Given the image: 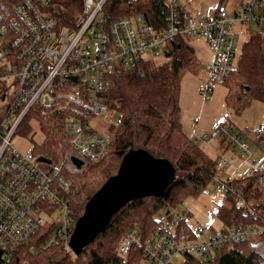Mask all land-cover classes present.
Masks as SVG:
<instances>
[{
    "label": "built area",
    "instance_id": "built-area-1",
    "mask_svg": "<svg viewBox=\"0 0 264 264\" xmlns=\"http://www.w3.org/2000/svg\"><path fill=\"white\" fill-rule=\"evenodd\" d=\"M50 1L15 0L9 13L0 14V264L21 246L37 252L61 241L71 251L72 196L77 190L72 176L108 150V139L90 126L89 118L108 108L102 91L121 68L141 71L143 61L162 55L176 36L198 33L211 51L200 86L207 98L212 84L222 82L235 65L233 23L247 32L251 21L264 24V0H242L232 12L220 2L210 14H192L176 0H166L167 11L156 22L142 12L110 17L105 0H81L71 23L55 18L47 8ZM31 107L39 117L64 112L67 148L58 159L46 162L12 142ZM252 132L250 141L224 121L201 138L210 143L217 135L226 145L217 149L221 163L210 179L215 190L232 194L234 207L243 213L261 214L260 222L232 221L209 233L203 223L188 231L173 225L147 234L134 225L119 238L110 264H177L185 252L207 259L212 248L264 234V120ZM189 137L198 139L196 134ZM71 155L82 160L80 166ZM237 176H254L261 213L258 203L247 202L231 181ZM201 234L203 240L197 238Z\"/></svg>",
    "mask_w": 264,
    "mask_h": 264
},
{
    "label": "trees",
    "instance_id": "trees-1",
    "mask_svg": "<svg viewBox=\"0 0 264 264\" xmlns=\"http://www.w3.org/2000/svg\"><path fill=\"white\" fill-rule=\"evenodd\" d=\"M15 0H0V14L9 13ZM220 3V2H218ZM105 10L110 17L132 12H142L153 21H161L168 4L166 0H105ZM48 10L59 22L71 23L81 8V0H51ZM263 26L248 31L244 38L235 65L222 81L227 86L226 101L235 99L242 106L248 98L246 92L254 90L264 97V50ZM163 59L154 57L143 61V69L123 67L102 91L108 108L117 111L119 130L108 140V150L97 160L88 161L73 173L77 190L72 196L73 216L83 210L88 197L106 177L116 171L122 154L130 147L146 148L154 155L168 158L175 167V178L166 186L162 195L147 194L128 199L110 216L104 227L94 238L82 247L78 254L67 249L59 241L49 248L27 252L22 246L19 252L3 264H110L116 258L115 247L119 238L132 226L137 225L142 234L155 228H167L173 221L176 229L191 230L183 217L163 223L160 208L173 206L182 201L188 193L204 189L216 173L217 159L192 141L183 131L179 103L180 77L184 70H195L199 59L193 46L178 35L172 39L163 52ZM1 67V64H0ZM241 99V100H240ZM239 108V107H238ZM35 108L31 107L21 120L22 130L31 128L28 120ZM64 112L55 111L48 116L38 117V125L44 131L40 141H34L30 151L38 158L52 161L58 159L66 145L63 130ZM220 148H225L223 141ZM247 202L258 203L262 209L261 193L254 186V176H237L231 180ZM216 204L214 215L219 227L230 222H260V215L243 213L234 207L232 194H223V200ZM216 228V227H211ZM221 251L210 252L202 259L192 252L179 255L177 264H217L220 252L229 251L237 264H264V234L250 239L241 237L225 243Z\"/></svg>",
    "mask_w": 264,
    "mask_h": 264
},
{
    "label": "rangeland",
    "instance_id": "rangeland-1",
    "mask_svg": "<svg viewBox=\"0 0 264 264\" xmlns=\"http://www.w3.org/2000/svg\"><path fill=\"white\" fill-rule=\"evenodd\" d=\"M176 1L183 4L181 0ZM222 1L229 5L232 4L231 0ZM185 2L190 7L188 10L192 14H195L199 11L205 13L213 12L217 0H188V3L185 0ZM232 7L233 5L228 9L230 12L236 8L232 9ZM185 8L187 9L186 6ZM260 26L261 23L251 21L249 23V32L260 28ZM233 27L237 32L233 59L236 63L242 42L249 32L244 31L238 22L233 23ZM184 39L193 46L199 59V64L195 70H184L180 77L179 103L181 107L182 129L188 136L196 134L198 137L196 143L202 146L210 156L217 159L218 164H220L221 158L216 155L215 151V148L220 146L218 136H213L210 143L203 141L201 137L204 135H212L217 125L225 121L251 141L253 127L264 120V97L255 94L254 90H250L246 92L245 97L248 99L242 106H240L241 101L235 99L227 102L225 98L227 86L224 82H214L209 97H203L200 92L201 77L204 73L203 64L210 59L211 51L198 33L185 35ZM154 58L155 60H161L163 59V55L160 54ZM38 117L39 115L37 114H30L28 120L30 121L31 128L22 130L18 127L12 135V142L20 150H29L34 141L38 142L43 138L44 131L38 125ZM89 124L93 129L102 133L106 139L110 140L119 130L117 111L114 108H107L100 113L93 114L89 118ZM235 155L239 159L240 153L238 151H235ZM222 167L227 170L228 168L231 169L227 165H223ZM220 201L230 203L226 199L223 200V194L215 190V185L210 180L201 191L188 193L176 205L164 206L160 208L159 212L163 216V223L169 221L168 217H171V220L177 217H183L192 227L203 223L205 226L204 233H209L211 227L217 228L220 225L219 220L213 214L216 204ZM174 224L173 221L168 222L169 226H173ZM197 238L203 240L204 234L198 235ZM211 251L219 252L221 249L215 250L212 248ZM175 262L176 259L173 263Z\"/></svg>",
    "mask_w": 264,
    "mask_h": 264
},
{
    "label": "water",
    "instance_id": "water-1",
    "mask_svg": "<svg viewBox=\"0 0 264 264\" xmlns=\"http://www.w3.org/2000/svg\"><path fill=\"white\" fill-rule=\"evenodd\" d=\"M80 166L82 160L71 155ZM175 178V167L164 157L143 147H130L121 156L117 169L108 175L85 201L75 218L68 245L76 255L104 227L111 214L128 199L147 194L162 195ZM217 264H237L227 250L220 252Z\"/></svg>",
    "mask_w": 264,
    "mask_h": 264
},
{
    "label": "crops",
    "instance_id": "crops-1",
    "mask_svg": "<svg viewBox=\"0 0 264 264\" xmlns=\"http://www.w3.org/2000/svg\"><path fill=\"white\" fill-rule=\"evenodd\" d=\"M181 1H183V4L187 7V9H189L190 7H188L187 6V4H186V2H185V0H181ZM232 1V4H228V3H226V2H223L222 0H217V2H216V4L215 5H217V3L218 2H221V3H223V4H225L226 5V7H227V9H230V6H232L233 5V7H232V9L233 8H235L242 0H231ZM178 2V1H177ZM187 3H188V0H187ZM183 4H181V5H183ZM183 5V6H184ZM184 6V7H185ZM215 7V6H214ZM192 13V12H191ZM196 13H205V12H203V11H199V12H196ZM212 13V12H211ZM205 14H210V12L209 13H205ZM263 50H264V40H263ZM253 136H254V134H253ZM252 136V137H253ZM216 150V155H217V149H219V147H216L215 148Z\"/></svg>",
    "mask_w": 264,
    "mask_h": 264
}]
</instances>
